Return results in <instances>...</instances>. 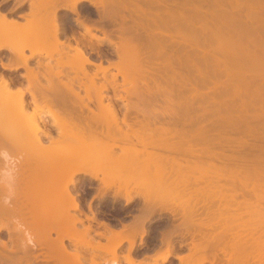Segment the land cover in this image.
I'll return each mask as SVG.
<instances>
[{
	"label": "bare ground",
	"instance_id": "bare-ground-1",
	"mask_svg": "<svg viewBox=\"0 0 264 264\" xmlns=\"http://www.w3.org/2000/svg\"><path fill=\"white\" fill-rule=\"evenodd\" d=\"M84 1L96 8L99 23L118 24V32L103 28L102 36L94 34L92 29L100 27L81 18L79 5ZM153 4L152 14L147 7ZM14 10L24 11L25 23L8 17L0 3V150L10 148L23 159L7 174L0 173V260L101 264L107 252L119 264L118 249L127 242L123 259L128 264L146 263L133 257L136 237L147 232L142 219L123 230L105 225L106 231L99 232L107 238L102 243L91 235L92 225L70 213L81 210L74 193L79 175L100 179L105 188L121 181L118 187L124 188L129 179L143 175L141 186L148 191L138 195L146 203L145 213L161 216L170 211L182 217L179 226L164 232L166 249L157 256L163 262L174 255L181 264H194V259L197 264L214 263L217 259H211L220 255L218 261L222 258L224 264H264V211L262 221L249 227L243 221L249 203L244 201L243 206H249L235 208L232 216L223 207L213 216L209 205L213 195L219 204L228 198L225 189L234 191L230 197L236 207L240 190L243 196H264V0H16L10 12ZM64 11L75 14L72 19L85 29L74 34L75 44L62 37L68 21L61 15ZM23 28L34 31L20 37L17 33ZM236 29L240 41L211 46L213 40ZM40 40L51 42L40 44ZM106 42L118 56L108 66L91 57ZM38 54L45 61L41 58L37 66L30 65ZM125 64H142L134 71L152 75L153 83L145 77L143 85L130 81L125 88L127 82L116 81L118 74L126 77L130 72ZM88 65L96 66V71H88ZM110 67L117 73L98 86L99 73L107 77ZM40 75L48 79L46 84L37 80ZM24 79L27 86L13 87ZM140 86L154 98L141 97ZM120 88L143 103L132 106L136 113L126 102L119 116L114 97L125 99L117 94ZM110 89L115 96L105 103L103 90ZM153 101L154 106H163L160 101L165 106L151 113L145 104ZM11 121L17 126L7 130ZM45 138L50 145L44 144ZM223 143L233 146L234 153L235 146L240 150L226 155L220 149ZM226 158L246 164L229 166ZM223 179L226 184H220ZM124 198L130 203L135 196L127 193ZM244 198L248 201L247 195ZM200 201L206 206L202 212ZM203 211L209 221L196 219ZM178 234L192 236L187 254L175 252L173 238ZM40 249H46L42 260L37 254ZM159 258L152 263L159 264Z\"/></svg>",
	"mask_w": 264,
	"mask_h": 264
},
{
	"label": "rangeland",
	"instance_id": "rangeland-1",
	"mask_svg": "<svg viewBox=\"0 0 264 264\" xmlns=\"http://www.w3.org/2000/svg\"><path fill=\"white\" fill-rule=\"evenodd\" d=\"M14 3H15V0H10V2L6 6L3 7L4 10L6 12H8V10H6V8L7 7L11 8L14 5ZM145 4L146 3H143L142 4V2H141V5H144L145 6ZM141 7L143 9V6H141ZM145 8H146V6H145ZM148 8L150 9V13H152V10H155L154 9V4H153V7L152 8L148 5L147 9ZM147 9L145 11H147ZM79 10H80V12L82 11L81 12V16H82L81 18L84 19L86 21V23H88L90 25L92 23H94L92 25L96 26V28H97V26L100 27L99 29L97 28V30L94 29L95 27L92 29V32L94 34L96 33L97 35L102 36L103 35V33H102V29L103 28H105L108 31H113V32H116V33L118 32L117 31V29H119L118 28L119 27L118 24L116 26V24H111V23L110 24H103L104 22L103 23L102 22L99 23L100 20H98V19H100V16L97 13L96 8L93 7V6H91L87 1H84V2L81 3V5H79ZM14 11L12 13H9V16L12 17V18H14V19H16V20H18L20 23H25L26 22V19L23 18V17L22 18L20 17V15H22L21 12H19L18 10H14ZM150 13H149V16H151L153 14L152 13L150 15ZM147 14H148V12H147ZM61 15L63 16L64 21L65 20H68V21H65V22L63 21L64 22V26H65L64 27V30H66V32L62 35V37L64 39H66V41L68 39L67 37L71 33H73V34H75V33L76 34H80L79 32H82V33L85 32V29L80 24H78L77 22H75V20L72 19V18H75V16H76L75 14H73V13L71 14L69 12L65 14V11H64V12L61 13ZM146 16H148V15H146ZM69 19H70V21H69ZM87 19H88V21H87ZM144 19H146V17H144ZM72 20H73V23H76V25L75 24H72ZM32 31H34V30H31L29 28H23V29H20L17 34L21 37V36L26 35V34L32 32ZM209 31H211V30L209 29ZM210 33H212V32H210ZM259 34H262V33H259ZM85 35L88 38L90 37L89 36L90 33H89V35H87V32H86ZM240 35L241 34L238 32V30L237 31H234V32H231L230 31L229 33H226L224 35V37H222V38L220 37L219 38L220 40H218V41H217V39H216V41L213 40L212 43H211V46L213 45L212 47H215L219 43H224V42H227V44H228L229 41H231V40L233 42L240 41L241 40ZM250 36L251 37H257L256 35H250ZM52 39L53 38H50L49 40L52 41ZM49 40H48V43L45 42V41L43 42V40H40L39 42H40V44H42V43L49 44L51 42ZM94 41H96V40L94 39ZM72 42H74V41H72ZM102 46H103L102 47L103 50H102L101 56H98L95 53L92 56L93 59H94V61L97 64L102 63L104 66H108L109 65V61H111V62L118 61V56L115 53L114 48H113L112 45L107 44V42H106V44L104 43V45H102ZM25 54L26 55H30V49H26ZM41 58H42V60L46 59V58H43L42 55L38 54L36 57H34V58H32L30 60L29 64L32 65V66H37L38 59H41ZM48 60H50V59H48ZM54 60H52L53 62L51 60H50L51 62L50 61H47V60L46 61L47 62H50L52 64H57L56 60L55 61ZM18 61L19 60H16V62H18ZM125 65H128L129 70H130L131 73L130 72L127 73V75L129 74L128 77H127V75L125 77L122 74H118L117 75V78H116V81L118 83H120V84H123L124 82H127L125 88L126 87L128 88V87L131 86L130 81H134V82L139 81V84L140 85H143L142 84L143 83V79L145 77L148 78L149 75L147 74L148 76H143L141 74V72L140 73L135 72L136 71L135 69H137L138 67L140 68L142 64L141 65L138 64L139 66L137 64L136 65L135 64H125ZM132 65H135L136 68H135V66H132ZM152 65L153 64H151L150 66H152ZM130 68H132V69H130ZM139 68L137 69V71L140 70ZM152 68H154V66ZM0 69H2L1 66H0ZM87 69H88V71L93 72V71H96L97 68H96V66L88 65L87 66ZM40 70H43V68H41ZM182 71L187 72V70H182ZM5 73H8V75L11 76V77L13 75H15V74H11V72H9L7 70L5 71ZM18 73H24V70L23 69H19V72ZM112 73L113 74L117 73L116 68L110 67V69L107 72V77H105V75L102 72H100L99 73V78L96 80L97 81L96 82L97 85L100 86L103 83H108V81H110V79L112 78ZM153 76H154V74H153ZM151 77H152V75L150 76V78ZM150 78H148V80L145 78L144 80H147L150 83L152 81V79H150ZM37 80H39V82L42 83V84H46L48 82V79H46L42 75H40V77ZM151 83H153V82H151ZM27 85H28V81L24 79V80H21V82H14L13 87L14 88H17L18 86H24L25 87ZM143 88L141 89V86H140V90L139 91L140 92H143L144 89H145V88L144 89ZM103 93L106 95L105 103L108 101V97L109 96H115V92L113 91V89L103 90ZM81 94L82 95H85L86 94V92H85L84 89H81ZM117 94L123 95L125 97V99H121L119 97H114V100L116 102V106H117V108L119 110V116L120 117H122L123 116V113L125 112L124 103H126V102H129L131 104L130 110H131L132 113H136L137 112V110L132 107L133 105L138 104L140 102L139 99H138L139 97L137 95L130 94L129 92H127L126 90H124L122 88H120V90L117 92ZM140 96L141 97H144V98H154V94H150V93H146V92L140 93ZM28 99L31 100V98H30L29 95H28ZM86 101H88V98H86ZM160 103H161V105L165 106L164 101H160ZM140 105H143V103L140 102ZM145 105L147 106V110L150 111L151 113H153L155 111L154 109L160 110L163 107V106H159V105L154 106V101L151 102V103L148 102ZM90 106L92 108L96 109V106H95L94 103H91L90 102ZM28 111H30V113H31L32 109L30 108ZM87 112H89V111L86 109V113ZM141 117L142 116H140V118ZM47 119H51V118L48 116ZM121 125L124 126L123 127L124 129L127 128V126L124 123H122ZM16 126H17V124L14 121L8 122L6 124L7 130H11V129H13ZM53 135L54 136L57 135V132L54 131L53 132ZM232 135H234V136L236 135L237 136V134H232ZM250 142H251V140H250ZM45 143H46L47 146L50 145V142H49V140L47 138H45L44 144ZM236 145H238V144H236ZM235 147H236V150H237V146H235ZM222 148H224V153L226 155H233V154L235 155V154L238 153V152H236V150H235V153H234L233 146L231 148H229L228 145H225L224 143L220 147V149H222ZM238 148H239V146H238ZM239 150H237V151H239ZM22 159L23 158L21 156H17L16 151H13L10 148L1 149L0 150V173L2 175L7 174ZM224 161L229 166H234L236 164H246V162L236 161L234 158H230L229 160H227V158H226V159H224ZM95 162H96V160H95ZM232 162H233V164H232ZM217 163L218 164H223V161H217ZM91 168H92V166H91ZM150 174H151V172H150ZM196 174H199V173H196ZM136 176L138 177V175H136ZM136 176L134 177V180L129 179L128 182H130V183L128 184V186L125 185L124 188H119L118 187L119 184L122 186V181L120 183H116L111 188H105L104 187V184L102 183V181L100 179H91L89 176L79 175L78 176L79 177V182L77 184V187L74 189V193L76 194V197L78 198V201H80L81 210H75V209L74 210H70V213L75 214V215H81V217H83V215H82L83 214L82 213V208L84 207V209H85V206L86 205H88L89 208L91 206V208H90L91 211L92 210L93 211L94 210H99V208L101 207V208L105 209L107 212H115V211L118 212L119 211L118 208H120V207H122L123 209H129L130 207L135 206L136 210L133 211V212L136 215L134 217V222L133 223H131V224L123 227L122 229H119V228L114 227V226H111V227L113 229H116V230H123L124 228H128V227L132 226L133 224H135L136 221L142 219V221H144V223H145L147 232L143 236L138 235L136 237V245H135V248L133 250V256H134L135 259H138V260H141V261H145L146 263H144V264H153L154 263L153 259L159 258V257H157L158 254H161L166 249V246L162 242L163 241V237H164V232L166 230H168L170 227L179 226L181 224V222H182V217L180 215L175 217L170 211L163 212L161 216H160V214H154V213L152 214L149 211H147L148 213H145L146 210H144V209L146 207L145 206L146 203L142 202L143 199H140L141 197L138 195V194L146 193L148 191V190H145V189L142 188L143 184H145V182L142 183V179L144 180L145 177L141 179V176H143V175H140L139 176V180H141V183L139 185V182L140 181L138 179H136ZM144 176H145V174H144ZM100 177H102V174H100ZM148 179H150V178H148ZM149 181L150 180H148V182ZM112 182L114 183L115 181H112ZM226 183H227V181L224 180V179L222 181H220V184H226ZM123 184H124V181H123ZM196 186L198 187V185H195V187ZM224 191L226 192V194H228L227 196H228L229 199L227 197L225 199L223 198V200H221L222 202H220L221 206L219 204L220 199L219 200L218 199L217 200H214V198H217V197H215L216 195H213L214 198L209 199V200L213 201V202H211L209 204V205H211V208H212L211 211L212 212L213 211H218V207H220V210H221V207H223V210L226 209V208L228 210L227 212H225V210H224V213L225 214L227 213V216H229V215L232 216L233 215L232 213L236 212L239 207H242L244 209L246 206L248 207L249 205L248 204H246V206H243V205H245V203H249L250 204V207H248V208H249L250 211L248 213H246L245 216H244V218H243L244 224L246 226H249L250 227V226L256 225L258 222H260V220L262 221V218H263V213L262 212L264 211V196L260 195V197H257V196L255 197V195L253 196L251 194L253 196V197H251V196H248V195H250V193H249V194H246L247 195V200H248V201H246V199L244 198V197H246V195L243 196V193H242V192H244V190H242V191L240 190L239 192H237L239 195L237 196V204H238V207H236V205H235L236 200L234 201L230 197L231 194L234 193V191L233 190H230V189H225ZM101 192L104 193L103 196H99ZM116 192H119V195L117 197H115V193ZM189 192H190L189 189L186 190V193H189ZM127 193H130L133 196H135L134 200L132 202H130V203H126L125 198H124ZM217 196L219 197V195H217ZM250 199H251V201H249ZM224 200H226V205L223 206V201ZM228 201H230V205H229V202ZM244 201H245V203L243 204ZM227 202H228V204H227ZM202 203L203 202L200 201V203L198 204V207H200L199 209H198V207H196L198 210L206 207V206L202 205ZM227 205H228V207H227ZM229 207H230V210L228 209ZM235 208L237 209L236 211H235ZM201 212L198 213V216H196V219L197 220H201V218L206 217L205 216L206 213L204 211H203V213H201ZM214 213L215 212H213L212 215ZM213 218H212V220H213ZM203 219H204V221H209L211 218L210 219L207 218L208 220L207 219L205 220V218H203ZM88 222L91 223L92 220L84 221V223H85L86 226L87 225H90V224H88ZM50 226L51 225H49V227ZM78 227L82 228L83 226H82L81 223L80 224L78 223ZM208 230H210L211 232H213V230H211V229H208ZM105 231H106L105 225H102V226L97 227V228L93 227V229L91 231V235L94 236L97 241L99 240L102 243H106L107 242V238L99 234V232H105ZM204 231H207V230L204 228ZM52 236L55 237L56 236V233H53ZM173 242H174V247H175V252L176 253L187 254L189 252V249L192 247L193 239H192V236L191 235L181 236L180 234H178V235H175L174 236ZM67 243L69 244L68 241H67ZM151 245L154 246V249L152 251H148V252L152 253V255H150V256L141 257V255L139 254V252L137 253V251H136V249L138 247L151 246ZM128 246H129V244L126 242V243H124L118 249V255L120 257L119 264H128L123 259V256L126 254V251L128 249ZM73 248H75V247L72 245V249ZM45 250L46 249H40L39 251H37V253H40L41 254L40 256H42V252L45 251ZM143 251H145L144 248H143ZM103 255H104V258L105 259L102 260V263L101 264H114V262H113L114 261V258H113V255L111 253L103 252ZM219 257H220V255H219ZM219 257L216 256V258L214 257L213 259H211V260H216L217 259L216 260L217 263L216 262L213 263V261L210 262V260H208V261H206V263H203V264H224V261L222 262V258H221V261L220 262L218 261V258ZM193 261H195V263L196 262L198 263V260H195L194 259ZM147 262H151V263H147ZM158 262H159V264H181L180 263V260H178L174 255H171L166 262H163L162 259L159 258L158 259ZM189 262H188L189 264H191V263L193 264L192 261H189ZM41 264H42V262H41ZM185 264H186V262H185ZM200 264H202V263L200 262ZM225 264H227L226 261H225Z\"/></svg>",
	"mask_w": 264,
	"mask_h": 264
},
{
	"label": "flooded vegetation",
	"instance_id": "flooded-vegetation-1",
	"mask_svg": "<svg viewBox=\"0 0 264 264\" xmlns=\"http://www.w3.org/2000/svg\"><path fill=\"white\" fill-rule=\"evenodd\" d=\"M2 1L3 0H0L1 8H2V10H4L3 7L6 6L10 1L7 2V3L4 2V4H2ZM14 5H15V3H14ZM14 5L11 8H9V7L6 8V10H8V12H6L4 10V12L8 13V17H10L9 13L13 12V11L10 12V10L14 7ZM27 8H28V4H26V8L24 9L25 12L27 11ZM24 11L21 12L22 15H23ZM22 15H20L21 18H22ZM10 18H12V17H10ZM67 38L70 39L72 44H75L74 34L73 33H71ZM72 41H74V42H72ZM67 43H68V41H67ZM102 50H103V48H102ZM102 50L100 51L99 54H97L98 56H101ZM88 52L91 53L89 50H88ZM3 54H4L3 57H6L8 53L4 52ZM93 54L94 53H91V57L93 56ZM92 59H93V57H92ZM90 208H91V206H90ZM90 208L88 207V205L85 206V209H84V207L82 208L83 217H81V218L84 221L92 220V222L91 223L88 222V224L92 225L95 228L100 227L102 225H110V226H114V227H117L119 229H122L123 227L133 223L134 222V217L136 215L133 212V211L136 210L135 206L130 207L129 209H123L122 207H120V208H118V210H119L118 212H116V211L115 212H107L105 209H103L101 207L100 208L98 207L99 210H94V211L92 210L91 211ZM124 229H127V228H124ZM124 243H126V242H124ZM143 248L145 249V251H143ZM153 249H154L153 245H151V246H142V247H138L136 249V251H137V253L139 252L141 257H146V256L152 255V253H150L148 251H152ZM37 254L39 256L41 255L40 253H37ZM43 254H44V251L42 252V256H40V260H42ZM136 260L137 261H141V260H138V259H136ZM0 264H10V260H5V261L4 260H0Z\"/></svg>",
	"mask_w": 264,
	"mask_h": 264
}]
</instances>
